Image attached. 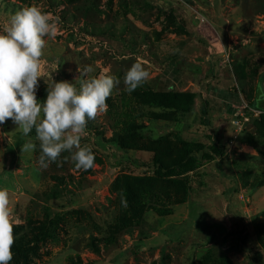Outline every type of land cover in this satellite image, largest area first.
I'll use <instances>...</instances> for the list:
<instances>
[{
    "label": "rangeland",
    "instance_id": "374dc122",
    "mask_svg": "<svg viewBox=\"0 0 264 264\" xmlns=\"http://www.w3.org/2000/svg\"><path fill=\"white\" fill-rule=\"evenodd\" d=\"M27 5L59 18L38 102L45 80L74 82L86 66L120 84L81 139L95 155L88 171L68 152L42 169L39 143L22 154L18 126L0 125V188L10 192L19 249L11 264H264V118L236 126L245 105L264 103V0H0V31ZM137 62L150 75L129 93L124 75ZM167 90L195 93L191 111L135 97ZM131 96L138 104L123 109ZM184 143L205 151L216 143L224 154L174 177L185 190L149 180L152 160L171 162ZM49 220L54 229L36 240ZM114 227L121 231L107 244Z\"/></svg>",
    "mask_w": 264,
    "mask_h": 264
},
{
    "label": "clouds",
    "instance_id": "9594fccd",
    "mask_svg": "<svg viewBox=\"0 0 264 264\" xmlns=\"http://www.w3.org/2000/svg\"><path fill=\"white\" fill-rule=\"evenodd\" d=\"M59 18L36 5H27L11 14L0 31V125L12 120L27 139L22 154L36 151L38 164L47 169L64 152L71 154L77 169L95 167V155L89 145H81L88 122L104 114L107 100L120 84L112 74L91 76L93 67L78 68L74 82L45 80L47 97L37 101L46 38L58 32ZM150 73L134 63L124 75L129 93L142 86ZM35 130L34 139L30 133ZM122 203L124 201L122 200ZM12 201L7 187L0 188V264H11L15 244Z\"/></svg>",
    "mask_w": 264,
    "mask_h": 264
},
{
    "label": "trees",
    "instance_id": "16d2710c",
    "mask_svg": "<svg viewBox=\"0 0 264 264\" xmlns=\"http://www.w3.org/2000/svg\"><path fill=\"white\" fill-rule=\"evenodd\" d=\"M233 100H237L236 92L231 95ZM135 97L139 98L140 102L156 107H163L171 110L175 115H185L191 111V108L194 104L195 93L192 92H176L172 90H167L164 92L153 93L149 91H144L143 93L136 95ZM263 98H259L254 105H251L252 108L262 111L263 113L259 115L258 119L264 118V103ZM123 109H130L132 105H137L138 102L134 98V96L129 97L128 99H123ZM135 111V108L133 109ZM126 114L129 115V110H125ZM136 112V111H135ZM204 115L206 114L203 111ZM246 114L252 117L247 111ZM257 119V120H258ZM260 121V120H259ZM133 120L127 123V129H131L133 127ZM30 136L34 139L35 134L30 133ZM16 139L20 142H25L27 139L23 136L22 132L17 133L15 135ZM38 143V142H37ZM224 154V148L217 145L216 143H212L211 146L205 151V148L201 144H187L184 143L181 151L177 157H175L171 162H164L161 158H154L152 160L153 165V177L149 180L152 181H161L167 180L172 184H179L182 186L181 188L185 190V186L181 183H176L177 181L173 179L174 177L184 175L188 172H192L197 168L198 163L201 160L210 161L214 158H220ZM128 179V178H127ZM126 179V180H127ZM130 180V179H129ZM123 200L132 206L134 210L139 209V205L133 204L131 200H129V192L124 189L123 190ZM157 214L160 216H165L166 211L164 210H156ZM134 218L130 219L133 220ZM129 220V221H130ZM54 220H49L40 227V232L35 237L37 239L43 240L44 237L49 236V232L54 229ZM113 235L110 238L106 239L105 242L107 244H115V235L121 231V227H114L112 229ZM14 250H19L18 247H13Z\"/></svg>",
    "mask_w": 264,
    "mask_h": 264
},
{
    "label": "built area",
    "instance_id": "2783aa9c",
    "mask_svg": "<svg viewBox=\"0 0 264 264\" xmlns=\"http://www.w3.org/2000/svg\"><path fill=\"white\" fill-rule=\"evenodd\" d=\"M245 111H247L250 115L254 117H258L259 115L263 113L260 110H257V109H254L252 107L245 105L243 108V113H240L239 118L236 120V126H238L241 131L245 128L246 124L249 123L250 121V116L246 114Z\"/></svg>",
    "mask_w": 264,
    "mask_h": 264
}]
</instances>
